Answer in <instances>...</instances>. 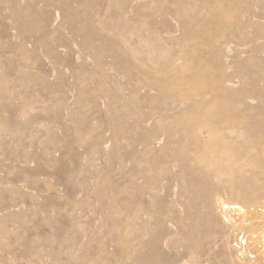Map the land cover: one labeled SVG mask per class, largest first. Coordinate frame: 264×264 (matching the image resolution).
Instances as JSON below:
<instances>
[{
	"label": "rangeland",
	"instance_id": "rangeland-1",
	"mask_svg": "<svg viewBox=\"0 0 264 264\" xmlns=\"http://www.w3.org/2000/svg\"><path fill=\"white\" fill-rule=\"evenodd\" d=\"M263 126L264 0H0V264H264Z\"/></svg>",
	"mask_w": 264,
	"mask_h": 264
},
{
	"label": "bare ground",
	"instance_id": "bare-ground-1",
	"mask_svg": "<svg viewBox=\"0 0 264 264\" xmlns=\"http://www.w3.org/2000/svg\"><path fill=\"white\" fill-rule=\"evenodd\" d=\"M262 81H263V80H262ZM224 84H225V83H224ZM260 84H261V82H260ZM222 85H223V84H222ZM225 86H226V85H225ZM221 89H222V88H221ZM231 93H232V92H231ZM235 94H236V93H235ZM232 95H233V94H232ZM232 97H233V96H232ZM225 100H227V99L225 98ZM242 102H243V101H242ZM228 103H229V102H228ZM236 104H237V103H236ZM240 104H241V103H240ZM181 105H182V104H181ZM224 106H226V105H224ZM249 106H250V105H249ZM225 110H226V109H225ZM230 117H231V116H230ZM191 120L193 121V119L190 118L189 122H190ZM191 123H192V122H191ZM191 123H190V124H191ZM178 127H179V126H178ZM263 127H264V126H263ZM233 129H234V128H233ZM225 130H226V129H225ZM240 130H241V128H240ZM245 130H246V129H245ZM181 131H182V130H181ZM255 131H256V130H255ZM260 131H261V130H260ZM260 131H259V132H260ZM194 132H195V131H194ZM259 132H258V133H259ZM261 132H262V131H261ZM211 133H212V132H211ZM180 134H181V133H180ZM184 134H185V133H184ZM256 134H257V131H256ZM226 139H227V138H226ZM185 140H187V139H185ZM181 143H182V142H181ZM183 143H184V142H183ZM195 144H196V143H195ZM195 144H194V145H195ZM197 145H198V144H197ZM181 146H184V145H181ZM200 146H201V145H200ZM202 146H203V145H202ZM228 147H229V146L227 145L226 148L229 150ZM198 148H200V147H198ZM182 149H183V148H182ZM196 149H197V147H196ZM185 151H186V150H185ZM190 152H191V150L188 151V158H189V153H190ZM196 152H197V151H196ZM199 152H200V151H199ZM199 152H197L196 154L198 155ZM191 153H193V152H191ZM191 153H190V156L192 155ZM198 157H200V154H199ZM193 159H194V157H193ZM195 159H196V158H195ZM191 160H192V159H191ZM191 160H189V161H191ZM189 164H190V163H189ZM216 165H217V163H216ZM211 168H212V167H211ZM202 169H203V168H202ZM205 169H206V167H205ZM214 169H215V168H214ZM214 169H213V171H214V173L216 174V173L218 172V169H217L216 172H215L216 169H215V170H214ZM209 170H211L210 167H209ZM213 171H212V172H213ZM214 173H213V174H214ZM218 173H219V172H218ZM220 174H221V173H220ZM220 174H218V175L221 176ZM218 175H214V176L218 177ZM210 177H212V176H210ZM221 177L223 178V176H221ZM221 177H220V179H219V177H218V179L215 178V180L217 179L218 181H219V180L221 181V179H222ZM199 179H200V177H199ZM217 180H216V181H217ZM194 181H195V180H194ZM216 181H215V182H216ZM218 181H217V182H218ZM221 183H222V181H221ZM219 184H220V182H219ZM208 188H209V187H208ZM197 189H198V188H196V191H197ZM199 189H200V188H199ZM202 189H203V188H202ZM209 189H210V188H209ZM208 191H209V193H210V190H208ZM197 192H198V191H197ZM199 192H200V190H199ZM206 192H207V191H204V194H200V193H197V194H198V195L200 194L201 196L204 195V196L206 197V195H205ZM207 194H208V193H207ZM200 195H199V196H200ZM210 195H211V194H210ZM210 195H209V196H210ZM209 196L207 195V197H209ZM205 197H204V198H205ZM200 198H201V197H200ZM204 198L202 197V199H204ZM202 199H201V200H202ZM209 199H210V198H209ZM205 200H206V199H205ZM211 200H212V199H211ZM220 200L222 201V199H220ZM202 201H203V200H202ZM207 201H210V200H207ZM203 202H205V201H203ZM210 202H211V201H210ZM205 203H206V202H205ZM222 207H224L225 209H227V208L231 207V205L229 206V204L223 200V202H222ZM232 207H233V206H232ZM232 207H231V208H232ZM235 208H236V207H235ZM222 210H223V208H222ZM232 210H233V209H232ZM239 210L242 212L244 209H243V208H240ZM234 212H235V211H234ZM223 213H225V212H223ZM225 214H226V213H225ZM225 214H224V215H225ZM227 214H228V213H227ZM227 214H226V215H227ZM229 214H230V213H229ZM229 214H228V215H229ZM226 215H225V216H226ZM230 217H231V216H230ZM226 218H227V216H226ZM226 218H225V219H226ZM231 218H233V216H232ZM228 219H230V218H228ZM226 221H227V219H226ZM235 221H236V220H235ZM237 225H238V224H237ZM237 225H236V226H237ZM240 225H241V224H240ZM247 225H248V224H247ZM238 226H239V225H238ZM239 228H240V227H239ZM241 231H242V229H241ZM254 232H255V231H254ZM244 233H245V232H244ZM251 234H252V233H251ZM243 235H244V234H243ZM206 236H207V235H206ZM206 236H204V238H205ZM246 236H247V235H246ZM242 237H243V236H242ZM251 237H252V236H251ZM253 238H254V241H258L261 245L264 246V229H263L261 232H259V231H258V233L255 232L254 235H253ZM241 239H242V242H244V240H245L246 238H245V239H244V238H241ZM205 240H206V239H205ZM205 242H207V241H205ZM245 242H246V240H245ZM239 243H240V242H239ZM240 244H241V246H242V243H240ZM240 244H236V245H239V246H240ZM243 244H244V243H243ZM246 244H247V243H246ZM208 245H210V244H208ZM196 247H197V246H196ZM261 248H262V247H261ZM263 248H264V247H263ZM201 251H202V250H201ZM198 253H199V252H198ZM198 253H197V254H198ZM251 253H252V252H251ZM197 254H196V255H197ZM200 254H201V253H199L198 256H200ZM202 254H203V253H202ZM191 262H192V261H191ZM202 263H203V261H202Z\"/></svg>",
	"mask_w": 264,
	"mask_h": 264
}]
</instances>
